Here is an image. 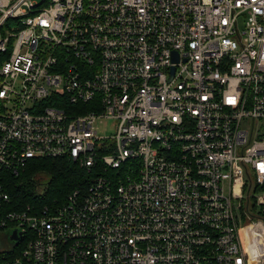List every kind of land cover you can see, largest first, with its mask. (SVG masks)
I'll return each instance as SVG.
<instances>
[{"label": "built area", "instance_id": "obj_1", "mask_svg": "<svg viewBox=\"0 0 264 264\" xmlns=\"http://www.w3.org/2000/svg\"><path fill=\"white\" fill-rule=\"evenodd\" d=\"M0 264H264V0H0Z\"/></svg>", "mask_w": 264, "mask_h": 264}, {"label": "trees", "instance_id": "obj_2", "mask_svg": "<svg viewBox=\"0 0 264 264\" xmlns=\"http://www.w3.org/2000/svg\"><path fill=\"white\" fill-rule=\"evenodd\" d=\"M43 174L49 177L46 182ZM88 179L89 175L85 170L67 159L33 160L23 172L6 178L16 209H23L30 201L43 204L56 199L65 201L73 190L83 186ZM41 187H46V190L44 194L37 196L36 192Z\"/></svg>", "mask_w": 264, "mask_h": 264}, {"label": "rangeland", "instance_id": "obj_3", "mask_svg": "<svg viewBox=\"0 0 264 264\" xmlns=\"http://www.w3.org/2000/svg\"><path fill=\"white\" fill-rule=\"evenodd\" d=\"M101 131L102 132H104V133H106L107 135H110L111 133H113V123H111V122H106V125H104L102 128H101ZM43 176H45V178H43V180L46 182L48 179H49V177H48V175H46V174H43ZM228 185V184H227ZM45 190H46V187H41V188H39L38 189V191L36 192V194H37V196H38V194H44V192H45ZM227 193V192H226ZM57 200H59V199H57ZM60 201V200H59ZM30 204H32L31 203V201L29 202ZM37 203V202H36ZM51 203H49V204H43L42 202H41V205H50ZM258 212V211H257Z\"/></svg>", "mask_w": 264, "mask_h": 264}, {"label": "water", "instance_id": "obj_4", "mask_svg": "<svg viewBox=\"0 0 264 264\" xmlns=\"http://www.w3.org/2000/svg\"><path fill=\"white\" fill-rule=\"evenodd\" d=\"M11 240H13V242H19L20 240V235L18 232L14 231L11 235Z\"/></svg>", "mask_w": 264, "mask_h": 264}]
</instances>
